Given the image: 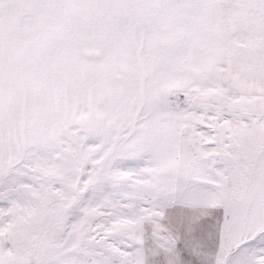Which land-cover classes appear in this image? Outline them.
I'll list each match as a JSON object with an SVG mask.
<instances>
[{
  "label": "snow or ice",
  "instance_id": "snow-or-ice-1",
  "mask_svg": "<svg viewBox=\"0 0 264 264\" xmlns=\"http://www.w3.org/2000/svg\"><path fill=\"white\" fill-rule=\"evenodd\" d=\"M0 264H264V0H0Z\"/></svg>",
  "mask_w": 264,
  "mask_h": 264
}]
</instances>
